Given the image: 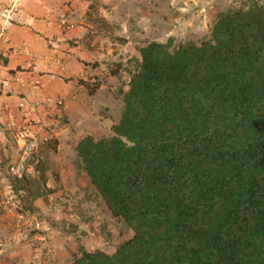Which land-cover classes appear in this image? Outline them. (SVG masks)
Here are the masks:
<instances>
[{
	"label": "trees",
	"instance_id": "obj_1",
	"mask_svg": "<svg viewBox=\"0 0 264 264\" xmlns=\"http://www.w3.org/2000/svg\"><path fill=\"white\" fill-rule=\"evenodd\" d=\"M137 51L110 134L75 146L132 235L112 252L80 244L69 264H264V5L220 11L200 43ZM33 168L8 175L30 212L51 191L46 160Z\"/></svg>",
	"mask_w": 264,
	"mask_h": 264
},
{
	"label": "rangeland",
	"instance_id": "obj_2",
	"mask_svg": "<svg viewBox=\"0 0 264 264\" xmlns=\"http://www.w3.org/2000/svg\"><path fill=\"white\" fill-rule=\"evenodd\" d=\"M258 1L264 5V0ZM246 2L247 0H124L121 1V8L126 15L121 20H115L112 27L108 24L104 26L99 21L101 16L97 6L90 8L92 24L109 30L105 56L100 54L105 59L103 71L106 75H95L93 79L90 77L85 81L87 91L91 93L102 82L106 83V88L95 99L99 106L95 113H82L79 119L60 113L57 125L28 117L31 122L41 124L42 130L36 134L35 149L26 161L24 172L34 175L33 167L37 159H45L48 164L47 186L51 191L43 198H37L42 200V207L34 204L36 209L30 212L22 209L19 197L9 186L12 194L10 201L15 204L14 211L29 215L24 224L13 228L33 241L30 244L32 248L37 247L39 242L59 241L65 251V256L58 260L59 264H68L80 244L87 250L104 249L112 252L119 243L132 235L127 223L111 215L90 184L77 161L74 143L86 134L94 137L110 134L109 128L118 120L122 108L120 90L127 88L130 77L137 69L139 45L149 40L164 42L169 37H173L176 44L186 40L197 43L205 41L209 39L210 29L220 11L244 7ZM68 26L71 27L69 24ZM98 39L100 44L102 38ZM110 75L113 77L110 78ZM58 104L63 103L60 101ZM25 119L27 116L24 114H21L19 121L14 119L16 126L25 123ZM7 123L0 122V130L6 132L11 140L12 156L6 158L0 152V178L12 174L10 167L17 163L20 155L16 142L17 128H8ZM64 125L68 129L65 135L58 136L59 140L55 133ZM7 181L10 185L9 178ZM1 186L0 181V189L3 188ZM32 258L35 260L36 257L33 255Z\"/></svg>",
	"mask_w": 264,
	"mask_h": 264
},
{
	"label": "crops",
	"instance_id": "obj_3",
	"mask_svg": "<svg viewBox=\"0 0 264 264\" xmlns=\"http://www.w3.org/2000/svg\"><path fill=\"white\" fill-rule=\"evenodd\" d=\"M13 1L21 6L18 20L0 36V122L19 121L24 114L57 125L60 113L74 119L95 113L99 106L95 99L106 83L91 93L85 81L106 75L100 54L105 56L109 30L92 24L90 8L97 6L112 27L126 15L121 8L124 0H0V6ZM98 38H102L100 44ZM67 129L65 125L59 128L57 139ZM10 143L0 130V152L6 158L12 156ZM7 178H0V264H59L65 256L62 243L47 240L32 248L33 241L14 230L29 215L14 211ZM34 204L41 208L42 200ZM78 256L76 251L72 260Z\"/></svg>",
	"mask_w": 264,
	"mask_h": 264
},
{
	"label": "built area",
	"instance_id": "obj_4",
	"mask_svg": "<svg viewBox=\"0 0 264 264\" xmlns=\"http://www.w3.org/2000/svg\"><path fill=\"white\" fill-rule=\"evenodd\" d=\"M21 6L17 1L0 7V36L6 32L8 27L17 22ZM25 123L16 126L14 120L7 123L8 128H17L16 142L20 150V155L17 163L11 165L12 174L21 175L25 170L26 161L30 159L36 145V134L42 130V125L31 122L30 119H25Z\"/></svg>",
	"mask_w": 264,
	"mask_h": 264
}]
</instances>
